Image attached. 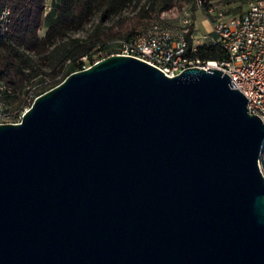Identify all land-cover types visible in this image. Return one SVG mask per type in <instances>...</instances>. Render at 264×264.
<instances>
[{
    "label": "water",
    "instance_id": "water-1",
    "mask_svg": "<svg viewBox=\"0 0 264 264\" xmlns=\"http://www.w3.org/2000/svg\"><path fill=\"white\" fill-rule=\"evenodd\" d=\"M263 150L222 70L104 57L0 123V264H264Z\"/></svg>",
    "mask_w": 264,
    "mask_h": 264
},
{
    "label": "trees",
    "instance_id": "trees-1",
    "mask_svg": "<svg viewBox=\"0 0 264 264\" xmlns=\"http://www.w3.org/2000/svg\"><path fill=\"white\" fill-rule=\"evenodd\" d=\"M181 1L54 0L55 19L42 33L47 0H4L11 15L9 22L0 26V101L20 117L37 96L71 73L114 54L113 42L130 40L139 26ZM240 9L238 6L227 12L239 13ZM96 17L98 22L86 30ZM82 31L85 35L78 36ZM187 41L190 56L206 61L228 59L223 48L209 43L191 52V33ZM261 167L264 172V150Z\"/></svg>",
    "mask_w": 264,
    "mask_h": 264
},
{
    "label": "built area",
    "instance_id": "built-area-1",
    "mask_svg": "<svg viewBox=\"0 0 264 264\" xmlns=\"http://www.w3.org/2000/svg\"><path fill=\"white\" fill-rule=\"evenodd\" d=\"M53 1L47 0L46 12L53 9ZM215 2L192 0L196 8H206L205 14L211 20V31L202 37L195 35L194 14L186 7L178 28L170 27L163 17L154 20L146 29H138L130 40L113 42L112 45L117 47L114 54L136 57L157 67L168 77H175L192 66L220 69L229 75L231 85L247 97L249 112L264 122V0H248L245 10L235 14L218 11ZM10 15L11 8L0 0V26L9 22ZM190 33L194 40L191 52L196 51L198 45L209 43L223 48L228 59L206 61L190 56L187 41ZM21 116L0 101V123L18 122Z\"/></svg>",
    "mask_w": 264,
    "mask_h": 264
},
{
    "label": "rangeland",
    "instance_id": "rangeland-1",
    "mask_svg": "<svg viewBox=\"0 0 264 264\" xmlns=\"http://www.w3.org/2000/svg\"><path fill=\"white\" fill-rule=\"evenodd\" d=\"M181 3L177 2L176 6L173 7V9H171L170 11H168V13H166V14L161 13L159 16H155L149 23L142 24L141 26H139L138 29L144 30L147 27H149L154 20H157V19L162 18V17H163V20L165 22H167V24L170 27L178 28L183 9H185L186 7H190L192 10V14H194V23L197 27L195 35L198 38H200V37H202L203 34L209 33L211 31L212 27H211L210 19L205 14L206 8L200 10L193 5L192 1L186 2L183 0V1H181ZM215 4L218 8V11H223L224 13H227V11L229 9L234 10L238 6H241L239 13L244 11L246 8V2L242 3L241 0H218V1L216 0ZM128 12H126L125 15H130ZM228 13L235 14L234 11L228 12ZM55 14H56V9L48 10L46 12V14L44 16V18H45L44 26H43L42 31H41L42 33H44L47 30V28L50 26V24L53 23V21L55 19ZM97 22H98V17H96L94 19V21L91 23V25H89L86 28V30H88L93 25V23H97ZM85 33H86L85 31H82V32H79L77 35L78 36H84ZM116 48L117 47L115 45H112V49L114 51L116 50Z\"/></svg>",
    "mask_w": 264,
    "mask_h": 264
},
{
    "label": "crops",
    "instance_id": "crops-1",
    "mask_svg": "<svg viewBox=\"0 0 264 264\" xmlns=\"http://www.w3.org/2000/svg\"><path fill=\"white\" fill-rule=\"evenodd\" d=\"M211 21V20H210Z\"/></svg>",
    "mask_w": 264,
    "mask_h": 264
}]
</instances>
